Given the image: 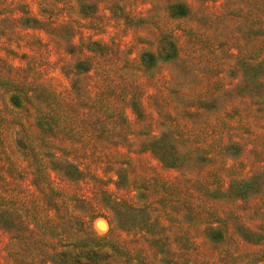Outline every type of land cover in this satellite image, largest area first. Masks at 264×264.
<instances>
[{"label": "rangeland", "instance_id": "obj_1", "mask_svg": "<svg viewBox=\"0 0 264 264\" xmlns=\"http://www.w3.org/2000/svg\"><path fill=\"white\" fill-rule=\"evenodd\" d=\"M74 249L264 264V0H0V264Z\"/></svg>", "mask_w": 264, "mask_h": 264}, {"label": "trees", "instance_id": "obj_2", "mask_svg": "<svg viewBox=\"0 0 264 264\" xmlns=\"http://www.w3.org/2000/svg\"><path fill=\"white\" fill-rule=\"evenodd\" d=\"M103 255L105 254H101L100 252L74 249L61 251L57 253L56 257L58 264H95L101 261L99 259H102ZM105 256L109 255L106 254Z\"/></svg>", "mask_w": 264, "mask_h": 264}]
</instances>
